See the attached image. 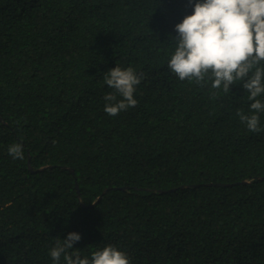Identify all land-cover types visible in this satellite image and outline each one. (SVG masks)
<instances>
[{"label":"trees","instance_id":"obj_1","mask_svg":"<svg viewBox=\"0 0 264 264\" xmlns=\"http://www.w3.org/2000/svg\"><path fill=\"white\" fill-rule=\"evenodd\" d=\"M195 2L0 0V264H53L71 232L82 258L112 245L130 264H264V131L236 115L249 93L167 66ZM116 66L142 79L110 116Z\"/></svg>","mask_w":264,"mask_h":264},{"label":"clouds","instance_id":"obj_2","mask_svg":"<svg viewBox=\"0 0 264 264\" xmlns=\"http://www.w3.org/2000/svg\"><path fill=\"white\" fill-rule=\"evenodd\" d=\"M174 30L176 47L167 64L170 71L179 80L197 85L211 81L213 89L224 93H229L230 85L242 81L252 101V114L237 110L236 115L249 131H264L258 115L264 112V101L258 99L264 95V0H196L192 13ZM141 79L142 74L131 67L116 66L107 71L105 84L114 91L103 97L105 113L117 116L135 107L134 93ZM8 154L23 160V145L11 144ZM80 239L75 232L68 233L65 239L58 238L49 250L53 264H59L61 257L65 264H130L127 255L112 245L94 251L90 258L69 251Z\"/></svg>","mask_w":264,"mask_h":264}]
</instances>
